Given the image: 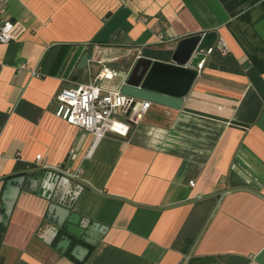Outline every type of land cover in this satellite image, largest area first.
Here are the masks:
<instances>
[{
  "label": "crops",
  "instance_id": "1",
  "mask_svg": "<svg viewBox=\"0 0 264 264\" xmlns=\"http://www.w3.org/2000/svg\"><path fill=\"white\" fill-rule=\"evenodd\" d=\"M6 18L17 29L0 44V198L10 179L62 166L82 188L74 213L107 231L96 247L68 235L59 249L64 234L45 238L51 202L22 190L0 264H264V71L253 61L264 64V0H11ZM206 35L179 109L149 101L127 137L97 144L56 117L63 90L101 75L121 92L140 60L151 88L181 94L192 39Z\"/></svg>",
  "mask_w": 264,
  "mask_h": 264
},
{
  "label": "water",
  "instance_id": "2",
  "mask_svg": "<svg viewBox=\"0 0 264 264\" xmlns=\"http://www.w3.org/2000/svg\"><path fill=\"white\" fill-rule=\"evenodd\" d=\"M209 37L210 35H206V37L192 39L195 44L190 59L194 53L196 55L192 59V66L187 69L191 78L181 94L171 95L165 92H158L151 88L150 76L146 75L148 63L144 60L138 62L135 69L123 84L121 93L142 101H151L179 109L184 102V98L193 86L200 67L205 61L208 48L213 45ZM185 43L187 41L183 44ZM83 64H86L85 59L83 60ZM40 189L41 192L43 191V196L51 202L48 212V222L50 225H48L45 234L48 243L53 244L61 234L64 235L58 243V248L62 250H67L71 241L73 243V239L69 238L68 235L78 239L79 243H86L91 247H96L100 243L106 234L107 228L98 223H91L89 219L82 218L77 213H74V207L82 192V188L73 186L72 181L68 177L59 174L36 173L28 177L22 176L10 179L6 184V190L3 195L4 212L0 214V223L6 227L22 190L39 192ZM89 252L90 250L88 248L79 244L73 249L72 255L82 260L83 254H88Z\"/></svg>",
  "mask_w": 264,
  "mask_h": 264
},
{
  "label": "built area",
  "instance_id": "3",
  "mask_svg": "<svg viewBox=\"0 0 264 264\" xmlns=\"http://www.w3.org/2000/svg\"><path fill=\"white\" fill-rule=\"evenodd\" d=\"M11 0H0V44L7 45L14 39L17 24L6 18ZM218 48L228 52L225 41L220 40ZM19 72H29L33 77L41 78L40 69H29L22 65ZM101 75L90 85H78L76 88L63 90L54 100L57 118L90 133L94 144L109 135L127 137L133 125H138L148 114L152 103L122 94L120 91L106 90L99 81ZM124 116L125 122L118 120ZM36 164L44 169L48 165L41 155L36 157ZM59 175L76 179L77 174L62 166L53 168ZM191 186L195 183L192 181Z\"/></svg>",
  "mask_w": 264,
  "mask_h": 264
},
{
  "label": "trees",
  "instance_id": "4",
  "mask_svg": "<svg viewBox=\"0 0 264 264\" xmlns=\"http://www.w3.org/2000/svg\"><path fill=\"white\" fill-rule=\"evenodd\" d=\"M253 61L257 66L261 68L262 71H264V64L262 63L261 60L254 59ZM2 212H4L3 197L0 198V214ZM5 229H6L5 226L2 223H0V246L4 237Z\"/></svg>",
  "mask_w": 264,
  "mask_h": 264
}]
</instances>
